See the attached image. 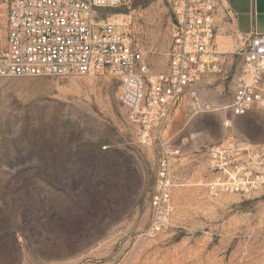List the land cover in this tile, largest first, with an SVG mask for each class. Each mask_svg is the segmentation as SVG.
I'll use <instances>...</instances> for the list:
<instances>
[{"label":"rangeland","instance_id":"374dc122","mask_svg":"<svg viewBox=\"0 0 264 264\" xmlns=\"http://www.w3.org/2000/svg\"><path fill=\"white\" fill-rule=\"evenodd\" d=\"M6 12L0 0V48ZM97 13L129 17L151 70L165 68L164 0H126ZM215 42L225 54L219 71L200 81L199 96L225 105L242 60L232 54L239 42L228 25ZM117 94L108 74L0 77V264H264V192L212 197L206 189L208 148L230 137L262 144L259 114L227 127L226 109L193 114L183 98L160 131L179 149L171 224L144 239L160 146L155 131L141 138Z\"/></svg>","mask_w":264,"mask_h":264},{"label":"built area","instance_id":"2783aa9c","mask_svg":"<svg viewBox=\"0 0 264 264\" xmlns=\"http://www.w3.org/2000/svg\"><path fill=\"white\" fill-rule=\"evenodd\" d=\"M6 43L0 48V77L111 75L118 83V101L140 124L141 138L157 132L159 156L149 199L150 220L142 233L150 239L166 231L174 213L173 160L179 149L160 136L162 127L188 95V107L229 112L234 117L257 111L264 123V33L237 35L232 52L242 59L235 90L225 105L199 96L200 81L219 71L218 24L232 22L226 0H164L170 9L165 68L155 72L131 32V19H110L98 9L126 0H4ZM210 196L264 192V142L228 138L207 150Z\"/></svg>","mask_w":264,"mask_h":264},{"label":"crops","instance_id":"0c3cea01","mask_svg":"<svg viewBox=\"0 0 264 264\" xmlns=\"http://www.w3.org/2000/svg\"><path fill=\"white\" fill-rule=\"evenodd\" d=\"M226 1H227V7H229L230 9L233 19L231 23H225L221 21L218 24V31L220 30V28H223L224 26L228 25L231 28L233 35L235 36V41H238L237 35L239 34L250 33V32L264 33V0H226ZM223 55L220 56L219 62H222L221 58L223 57ZM253 112H257V111H253Z\"/></svg>","mask_w":264,"mask_h":264},{"label":"bare ground","instance_id":"6f19581e","mask_svg":"<svg viewBox=\"0 0 264 264\" xmlns=\"http://www.w3.org/2000/svg\"><path fill=\"white\" fill-rule=\"evenodd\" d=\"M107 8H112V7H106L105 9H107ZM110 19H112V18H110ZM225 49H226V47H225V46H223V49H222V50H220V51H225Z\"/></svg>","mask_w":264,"mask_h":264}]
</instances>
